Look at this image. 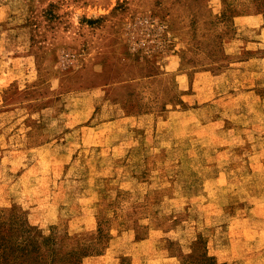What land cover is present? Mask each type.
<instances>
[{
    "label": "rangeland",
    "instance_id": "1",
    "mask_svg": "<svg viewBox=\"0 0 264 264\" xmlns=\"http://www.w3.org/2000/svg\"><path fill=\"white\" fill-rule=\"evenodd\" d=\"M0 77V211L54 258L28 264H133L153 228L222 264L264 195V0H0Z\"/></svg>",
    "mask_w": 264,
    "mask_h": 264
},
{
    "label": "crops",
    "instance_id": "2",
    "mask_svg": "<svg viewBox=\"0 0 264 264\" xmlns=\"http://www.w3.org/2000/svg\"><path fill=\"white\" fill-rule=\"evenodd\" d=\"M4 84V77H0V93L5 87ZM243 202L245 203V206H241L244 210L243 220L236 218L223 228L221 234L223 240L214 236L209 241V253L215 256L219 263L264 264V195L260 197L249 195L243 199ZM234 203L232 201L229 205ZM154 230L157 229H151L148 236L135 241L136 246L148 243V250L141 253L143 259H137L140 257L138 250L122 254L132 255L133 264H171V262L183 264L181 258L171 253L168 247L159 246L160 241L154 237L155 233H152ZM191 247L193 244L189 248ZM108 260L112 259L108 257Z\"/></svg>",
    "mask_w": 264,
    "mask_h": 264
},
{
    "label": "trees",
    "instance_id": "3",
    "mask_svg": "<svg viewBox=\"0 0 264 264\" xmlns=\"http://www.w3.org/2000/svg\"><path fill=\"white\" fill-rule=\"evenodd\" d=\"M51 238H33L32 228L17 215L7 216L0 211V264H28L31 260H46L48 253L44 244Z\"/></svg>",
    "mask_w": 264,
    "mask_h": 264
}]
</instances>
